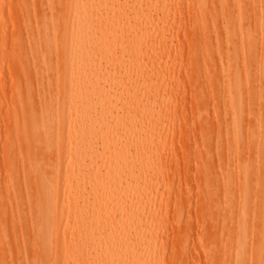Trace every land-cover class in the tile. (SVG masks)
<instances>
[{
    "label": "bare ground",
    "instance_id": "6f19581e",
    "mask_svg": "<svg viewBox=\"0 0 264 264\" xmlns=\"http://www.w3.org/2000/svg\"><path fill=\"white\" fill-rule=\"evenodd\" d=\"M16 1L18 12L28 4L32 7L26 14H19L12 26L16 46L11 47L10 64L25 86L22 94L14 93V104L29 118L45 123V143H39V147L65 154L55 163L45 156L40 159L51 174L55 167L64 170V206L58 216L55 208L61 181L50 177L40 186L33 216L17 219L18 208L7 216L0 205V226L23 228L26 223L38 238V249L31 255L38 264H60L66 252L58 251L59 246L72 248L77 244L82 247L68 255L67 264H162V222L158 217L162 206L155 201L152 208L149 205V199L157 200L151 183L156 176L168 175L169 161L163 152L169 150V157L175 152L173 136H188L194 127H188L187 109L179 101L152 95L148 85L159 79L163 66L168 67L161 55L168 48L169 38L174 37L162 30L171 16L165 8L171 1L181 4L182 0ZM212 1L210 7L206 0H186L203 8L200 13L194 12L196 24L188 41L195 73L209 52L210 41L200 29L208 25L213 44L227 45L216 65L207 60L203 63L209 84L223 82L225 106L215 125L228 123L224 128L217 127L225 137L216 143L219 149L224 147L226 156L221 159L225 164L208 166L213 142L209 144L199 127L203 141H209L200 144L201 151L206 148L202 163L210 159L204 165L207 170L200 173L209 179L218 175L226 188L230 178H235L234 192L240 204L251 198L258 201L260 232L240 249L244 245L257 247L248 264H264V157L260 161L259 155L257 159L246 156L244 160L240 154L244 139L247 144L264 145V0ZM233 14H237L235 21ZM3 33L0 29V48L6 40ZM174 80V74L166 76L167 89ZM193 81H198L196 74ZM250 82L255 83L254 91L248 87ZM52 87L66 91L65 97L53 95ZM189 90L197 101L201 97L213 99L215 93L197 83L189 84ZM10 141L15 144L18 134H12ZM247 147L243 146V152L250 150ZM33 174L39 184L37 174ZM146 179L151 185H144ZM9 185L2 183L4 187ZM253 190L256 196L249 197ZM147 211L154 213L150 256L146 251L149 245L135 249L134 243L140 225L148 224L140 212ZM72 216L74 222L70 224ZM20 248L26 261L31 253L26 234L20 235Z\"/></svg>",
    "mask_w": 264,
    "mask_h": 264
},
{
    "label": "rangeland",
    "instance_id": "374dc122",
    "mask_svg": "<svg viewBox=\"0 0 264 264\" xmlns=\"http://www.w3.org/2000/svg\"><path fill=\"white\" fill-rule=\"evenodd\" d=\"M206 1L208 6L211 7L213 5L212 0ZM17 5L16 0H4L0 5V29H2V32L4 31L5 34H3L6 39L0 48L2 60L0 64V205H2L4 214L7 216H10L11 212L14 213L17 208L19 209L18 213L15 212L16 215L18 214L17 219H26L29 216H33V205L38 202L37 195L41 184L46 183L50 177H53L55 181H61L59 183V202L55 208V213L60 216L61 209L64 206L62 202L64 185L61 180L64 170L57 171L54 166L55 168L51 170L49 168L54 173L51 174L45 171L40 159L45 156V158H49L48 160L51 163H55L62 161L65 154L49 151L43 146L39 147V143H45V134L42 129V125L45 123L29 118L24 111L17 108L14 104V93L20 92L22 94L25 91V86L15 77V71L10 64L11 47L16 46L12 26L16 25L19 14H26L32 7L31 4H28L26 8H19L20 13ZM167 7L165 9L170 12L171 16L168 25L164 26L162 30L165 34L171 33L174 38H169L168 48L163 51L161 56L168 64V67L164 68L163 66L158 74L159 79L155 80L154 85H148V89L152 95H162L164 100L171 96L177 102L179 101L187 109L186 123H188V127L192 126L194 128H190L192 132L188 136L182 135V137L179 136L178 130L177 132L174 131V134L178 133V135L175 136L173 134L176 142L175 147H177L175 152L170 155L172 158L167 155L169 150L163 152V156L167 157L166 162L169 161V163H166L168 175L156 176L151 183L152 185L154 184L152 189L155 190L157 200L149 199L151 202L149 205L152 208V201L153 203L155 201L157 206H162L158 210L160 211L159 221L162 222L160 224L162 230L161 238L159 237V247L164 260H162V264H248L257 247L245 245L243 249H240V247L244 243L247 244L249 239L260 232L258 229V217L262 214L261 210L258 209V201L255 198H251L247 202L240 204L234 192L237 185L235 178H230L226 188L223 186L222 178L218 177V175L209 179L211 177L208 178L200 173L207 170L209 165L215 168L218 164H221V166L225 164L223 163L224 160L222 161L226 156V152L222 149L224 147L222 146L220 148L222 150H220L216 144L219 141L223 142L225 137L219 133L217 127H220V129L224 128L228 123L221 122L220 126L217 127L215 125V118L217 119L220 113L222 114L225 106L222 91L223 82L220 80L209 84L203 63L205 65L207 60L210 65H216L219 56L225 55L227 45L223 44V46L218 47L213 44L214 36L208 32V25L200 29L210 41L208 45L209 52L206 60L205 57H201L205 61L202 60L203 63L199 64L197 73H195L193 69L195 62L193 49L189 46L190 43L188 41L189 35L196 24L194 12L198 11L200 13L203 8H199L197 3H194V5L189 4L186 0H182L181 4H175V2L172 3L171 1L169 5L167 4ZM177 13L181 18H179ZM231 17L235 21L237 14H233ZM199 20L201 24L202 19L200 18ZM39 33L44 34L42 31ZM255 58H257V51L253 53L252 65L255 62ZM159 66L160 62H157L156 70H158ZM168 74H174L175 76V80L170 83L169 89H167L168 87L166 88L165 83ZM195 74L198 77V81H193ZM192 83L201 84L206 90H214L213 99L201 97V100L198 99L200 102L197 101L196 96L194 97V94H192L194 92L189 90V84ZM248 87L254 91L255 83L250 82ZM51 89L53 90V95L65 97L66 91H58L54 87ZM191 105L192 107H190ZM195 106L199 107L198 113L195 111L198 110ZM162 125H164V121ZM13 127L16 128L15 131L12 130ZM199 127L202 129L200 130L204 138L211 141L209 144L211 145L213 142V147H210V149L212 148V157L209 156L212 162L207 158L208 161L206 160V162L202 163L206 156L204 152L206 146L204 147L205 150L201 151V149L209 141L207 142L205 139L203 141L202 133L198 130ZM15 133L18 134V141L14 144L10 141V138ZM202 143L203 145L201 146L200 144ZM243 146L247 147L248 150L246 152H243ZM263 149V144L258 145L252 142L247 144L244 139L241 142L240 154L241 156L244 155L243 159H247L246 156L249 159H252L251 157L257 159L260 156L258 160L261 161L263 159L261 157H264ZM247 151L250 153H247ZM255 154H257L256 157ZM198 155L203 158L202 161H200L201 158ZM209 161L210 163L208 164ZM206 163L208 164V166L206 165L207 168L204 166ZM212 164L216 166H212ZM202 169L204 170L202 171ZM33 173L37 174L39 184L34 181ZM4 181L9 182L10 185L7 187L2 186ZM149 184L150 181L146 179L144 185ZM227 190L228 194L225 193ZM141 193L144 197V192L141 191ZM255 194L257 192L253 190L249 197H254L256 196ZM140 215L148 224L145 225L143 223L138 228L139 236L134 241L135 249L149 245L146 251L148 250L147 255L150 256L153 254L152 225L154 213L147 211L145 213L140 212ZM73 222L74 218L72 216L69 223L72 224ZM24 225L23 228L10 225L6 227L0 226V264H38L31 259L32 252L38 249L35 245L38 238L36 233L32 232V229L26 223ZM144 232L146 238L143 237ZM22 234H26V241L31 252L25 258L27 262L24 261L20 248V235ZM2 239H4L3 242ZM59 247L58 251L64 249L66 252V256L60 260V264H67L68 255L81 249L82 246L77 244L72 248L61 245ZM218 259L220 262H218Z\"/></svg>",
    "mask_w": 264,
    "mask_h": 264
}]
</instances>
